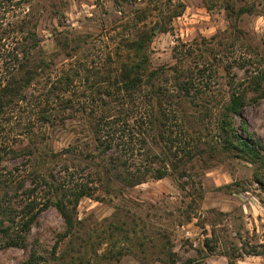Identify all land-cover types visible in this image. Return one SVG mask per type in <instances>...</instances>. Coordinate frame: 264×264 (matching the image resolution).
I'll list each match as a JSON object with an SVG mask.
<instances>
[{"label":"trees","instance_id":"obj_1","mask_svg":"<svg viewBox=\"0 0 264 264\" xmlns=\"http://www.w3.org/2000/svg\"><path fill=\"white\" fill-rule=\"evenodd\" d=\"M218 1L225 29L176 43L172 61L153 66L144 14L125 24L110 51L91 57L85 38L59 30L58 49L47 54L38 27L44 12L58 17L56 4L0 0V249L26 247L40 213L54 207L64 229L51 257L31 247L21 264H115L133 228L115 209L99 253L77 216L81 199L123 196L227 158L264 168V143L242 117L247 103L264 99V53L240 26L242 16L264 14V0ZM61 56L74 62L58 66ZM54 132L71 136L55 147Z\"/></svg>","mask_w":264,"mask_h":264},{"label":"rangeland","instance_id":"obj_2","mask_svg":"<svg viewBox=\"0 0 264 264\" xmlns=\"http://www.w3.org/2000/svg\"><path fill=\"white\" fill-rule=\"evenodd\" d=\"M36 1L42 5L50 0ZM52 1L58 17L44 12L38 27L47 54L58 49L54 37L59 30L72 31L76 39L85 38L91 57L110 51L113 38L125 24L144 14V22L154 31L149 53L156 66L172 61L176 43H188L200 36L209 38L227 25L218 0ZM178 10L180 13L173 15ZM240 26L261 43L259 50L264 53V14L242 16ZM62 58L57 59L58 66L74 62ZM259 67L264 68V61ZM233 71L237 78L243 76L241 70ZM242 117L251 136L264 143V99L247 103ZM70 136L54 132L50 138L55 147H60ZM189 174L181 179L168 175L150 180L126 189L123 196L116 191L117 197L97 193V198L81 199L77 216L83 221L85 235H90L100 253L106 246V224L119 208L116 214L126 219L133 231L130 239L119 242L125 255L115 264H165L171 260L174 264H228L229 254L235 256L237 264H264V185L260 184L264 182V168L227 158L210 169L197 164ZM63 229V219L56 209L47 208L32 227L26 247L0 249V264H21L29 257L31 247L43 258H50ZM66 242L60 243V251ZM143 254L145 259H141Z\"/></svg>","mask_w":264,"mask_h":264}]
</instances>
